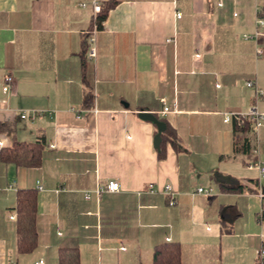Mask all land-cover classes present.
<instances>
[{"label":"crops","instance_id":"crops-1","mask_svg":"<svg viewBox=\"0 0 264 264\" xmlns=\"http://www.w3.org/2000/svg\"><path fill=\"white\" fill-rule=\"evenodd\" d=\"M107 1L0 0V151L43 143L39 167L0 160V264H59L74 249L78 264H152L162 244L178 245L181 264H258L264 130L250 132L249 153H237L224 115H264L256 93L264 28L255 23L263 0H117L90 62L92 3ZM24 112L37 116L23 120ZM140 113L165 124L163 159ZM108 180L120 191L85 199ZM231 182L239 190H221ZM197 188L214 195H193ZM20 190L36 192L37 246L27 254L16 251Z\"/></svg>","mask_w":264,"mask_h":264},{"label":"trees","instance_id":"trees-1","mask_svg":"<svg viewBox=\"0 0 264 264\" xmlns=\"http://www.w3.org/2000/svg\"><path fill=\"white\" fill-rule=\"evenodd\" d=\"M118 4L117 0H108L100 7V11L94 17L98 29L101 30L103 22L107 18L108 12ZM262 9L264 10V0ZM86 48L83 55L86 53ZM85 61H83V80L86 82ZM87 84V83H86ZM83 99V106L88 108L93 104V95L88 89ZM158 119V118H157ZM159 120V119H158ZM142 121V120H141ZM162 121V120H159ZM235 132V152L247 154L250 151L251 132L250 123H246L242 127L233 123ZM8 131V130H4ZM9 132V131H8ZM165 131L161 134V138L166 135ZM158 159H163L164 149L161 143L160 149L156 150ZM43 143L41 140L26 144L20 142H13V144L0 151V160L5 165L13 164L15 166L36 168L42 163ZM221 190L224 192H233L239 190L234 183H222ZM17 217L16 226V251L18 254L31 253L37 246V233L35 228L36 218V192L34 190H20L16 195V202L13 209ZM77 249L67 250L61 253L59 257V264H78ZM152 264H181L180 251L177 244H162L154 247L152 252Z\"/></svg>","mask_w":264,"mask_h":264},{"label":"built area","instance_id":"built-area-1","mask_svg":"<svg viewBox=\"0 0 264 264\" xmlns=\"http://www.w3.org/2000/svg\"><path fill=\"white\" fill-rule=\"evenodd\" d=\"M81 7H85V4L79 5ZM221 6V5H220ZM92 10H93V15L94 17L96 14L100 11V5L98 3H92ZM177 19H180L181 15L177 13L176 15ZM256 25L257 27L264 28V11L261 12V8L259 7L257 9V17H256ZM98 25L96 24L95 20L93 19L91 28L87 31V50H86V59L88 61H93L96 57V50H95V37L96 34L98 33ZM257 35V34H256ZM257 56L262 55V51L258 49L256 51ZM247 87H253L254 84L252 82H247ZM13 87V78L10 75H6L4 77V85H3V92L8 93L11 91ZM257 95L260 97L264 96V91L257 89L256 90ZM168 109L164 108V112H167ZM37 116V113H31L28 115L27 113H22L20 118L21 119H34ZM233 119L234 122H236V125L239 127H242L246 123H250L251 125V133H257L259 130H264V115L259 114L255 109H250L247 113L240 114V115H234V114H225L224 115V122L229 123ZM252 152L257 155L258 150L255 148L252 150ZM257 167L259 168V179L262 181L264 180V166L260 162L257 164ZM120 191V185L118 182L113 181V180H108L104 182H100L97 184L94 190L92 191H87L84 194L85 199H90L91 195L94 194L96 197H99L103 193H117ZM148 191L150 193L154 192V189L152 186L148 187ZM163 192L171 195L172 200L171 204H175V193L173 192L171 186L167 185L163 188ZM193 195H203L206 197H210L214 195V190L212 188H197L194 192ZM258 197L260 200L264 199V187H262L259 184V190H258ZM259 221H264V205L261 207L258 215ZM257 260L258 264H264V246H262L257 253ZM32 264H45L44 260L40 259Z\"/></svg>","mask_w":264,"mask_h":264},{"label":"water","instance_id":"water-1","mask_svg":"<svg viewBox=\"0 0 264 264\" xmlns=\"http://www.w3.org/2000/svg\"><path fill=\"white\" fill-rule=\"evenodd\" d=\"M138 116L142 121L150 122L155 126L157 133L153 139V147L155 150H159L161 144V134L166 129L165 124L159 121L153 114L150 113H140Z\"/></svg>","mask_w":264,"mask_h":264},{"label":"rangeland","instance_id":"rangeland-1","mask_svg":"<svg viewBox=\"0 0 264 264\" xmlns=\"http://www.w3.org/2000/svg\"><path fill=\"white\" fill-rule=\"evenodd\" d=\"M231 1H233V0H231Z\"/></svg>","mask_w":264,"mask_h":264}]
</instances>
